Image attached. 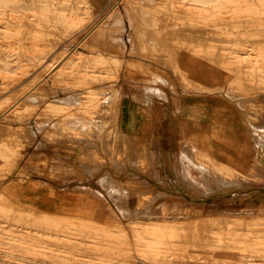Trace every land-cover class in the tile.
I'll use <instances>...</instances> for the list:
<instances>
[{"label": "rangeland", "instance_id": "1", "mask_svg": "<svg viewBox=\"0 0 264 264\" xmlns=\"http://www.w3.org/2000/svg\"><path fill=\"white\" fill-rule=\"evenodd\" d=\"M137 1L0 0V80L52 56L0 94V264H264V0L180 3L183 63L140 46Z\"/></svg>", "mask_w": 264, "mask_h": 264}, {"label": "bare ground", "instance_id": "2", "mask_svg": "<svg viewBox=\"0 0 264 264\" xmlns=\"http://www.w3.org/2000/svg\"><path fill=\"white\" fill-rule=\"evenodd\" d=\"M212 1L213 0H138L137 1L136 9L139 12V22H138V24L136 26V30H137V33H138L137 35H138V37L140 39V46L144 50H149L150 49L151 51H158V52H160L162 54L167 55L168 56V58L166 57L167 60H171L172 58H174L176 61H178V62L181 61L183 63V59L185 58L184 57L185 56L184 53H187V54L190 53L188 51L185 52L182 49V47H181L182 46V38L185 35L188 34V30H185L184 28L183 29H180V28H176V27L170 26L171 25L170 24V20L172 19V16H173L174 12L177 11L176 7H179L180 6V3H183V5L181 7L187 6L188 3H189L190 5H189V7L187 6V8H189L191 10L192 9L199 8L201 11L198 10L199 12H197V13H200L201 12V14H202L204 8L205 9H208L209 7H211L210 3ZM26 10H30V8L29 7H26ZM77 13L78 12H76V14ZM202 15H204V14H202ZM116 16L117 17H115V18L120 19L118 17L119 15H116ZM203 19H205V18H203ZM78 20L79 19H77V21ZM201 21L207 23L205 20H201ZM190 30H192V29H190ZM202 31H204V30L202 29ZM211 37H213V35ZM81 44L82 45H87V43L85 41H83ZM80 52L81 51H79L77 53L76 52H70V53L65 54L64 56L60 57V61L53 63V67H52V69H51L50 72H54V71L55 72H58V70H60V66H62V64H64V63H66L65 65L70 66L71 69H72L70 71L71 74L75 75L77 73L78 74L79 73H83L85 70L84 69H81V66H87V65L84 64V57H83L82 53H80ZM216 53H217V51H216ZM183 54H184V56H183ZM50 57H52V56L51 55L40 56V57H38L39 59H37V57H32V58L29 59V62H27L26 64L20 65V66L23 67V68H20L23 71L22 73H19L20 75H18V76H14L13 75L14 77H12V78L9 77V79H6V80H3L2 79V80H0V94H5V92L7 93V90L8 91H11V90L15 89L19 84H21L20 82L23 81L24 76L27 73L29 74V72L33 71L32 70L33 68H36L37 66L38 67H42L44 64L46 66L47 61L48 60H51ZM43 59H45V61ZM185 59H189V58H185ZM226 59H227V57H226ZM39 60L40 61L42 60L44 62L43 63H38ZM203 60H205V59H203ZM216 60H218V59H216ZM185 61L186 60H184V62ZM206 61L207 60H205V63H206ZM212 61H215V60L213 59ZM222 62H223V60H222ZM47 66H48V64H47ZM47 66L45 67V69L47 68ZM250 67H251V70L248 71L249 74L250 75H253V73L256 74V75H253L252 78H257V76H258V78L261 77V76L264 77V65L259 64L257 62L256 64H253ZM222 72H223V70H222ZM217 73H218V71H217ZM17 74H18V72H17ZM32 74H33V72H32ZM33 75H31V76H33ZM222 75L220 74L219 75L220 78H218V79H222L221 78V77H223ZM5 76H7V75H5ZM216 76H218V75H216ZM0 77H1V75H0ZM4 78H6V77H4ZM223 78H225V77H223ZM88 88H90V87H88ZM70 90H73V89H70ZM221 92L225 94V92H223V91H221ZM29 99L30 100L36 99V93L26 94L23 97L18 98L17 100L14 101V103L12 105H10L7 108L6 112H12V111H14L18 106L23 105L24 103L28 102ZM38 99L46 101L48 98L46 96H41V97H38ZM36 101L38 102V100H36ZM48 101H46V102H48ZM69 102H70V100L68 101V99H61L59 101L60 104H64L66 106H68ZM0 131H2V132L4 131V129L1 126H0ZM16 134H17V132L14 131V130H12V129H8V131L6 132V135H12L13 136V135H16ZM186 175H188V174H186ZM190 180L191 179H189L188 181H190ZM9 183H10L9 180H6L3 184L7 186V185H9ZM0 184H2V183H0ZM115 187L116 186H114L113 189H115ZM174 203H175V205H173V211L174 212H177L180 209L179 208L180 205L178 206L176 204H180V201L177 200ZM83 204H84V202H83ZM85 205L88 206L87 204H84V206ZM180 207L182 208V206H180ZM80 208H82V207L80 206ZM83 209H85V208H83ZM86 209H87V211L89 209V211H91V213L95 216L96 219L97 218H99V219L100 218H103V216H101V214L96 211V208L93 205H90L89 208H86ZM85 210H83V211H85ZM77 226H79V225H77ZM154 226L155 227H153V228H156V230L158 232L161 231V232L169 233L170 231H173V229H174V225L172 223L155 224ZM43 227L45 229H47L48 231L54 232L55 234L52 235V237H54V238H61L62 236L66 237L65 234H67L66 233L67 231L68 232H72L73 234H79V235H82V231H84V229H82L81 227L78 228V227H74V226H68L67 229L66 230L64 229V231H63L62 230V226L60 227L58 224L53 225V223L44 224ZM109 228L110 229H108L107 231L105 230L107 243L112 242V243H115V245H116V243H119L120 244L121 237H124V236H127L128 235V232L125 229V226H122V224L120 222L114 223ZM69 229L72 230V231H70ZM132 229H135V227H133ZM98 234H100V233H98ZM101 235L103 237L104 236V232H102ZM256 236L257 237H261V236H264V234L263 235H259L258 234ZM93 237H95V236H93ZM78 247H82V244L79 245ZM262 247H264V245H262ZM113 249L120 250V249H122V245L121 246H119V245L117 246L116 245L115 247H113ZM220 252H221V250H220ZM8 262H9V260H8ZM44 264H46V263H44ZM55 264H61V262L58 261V262H55Z\"/></svg>", "mask_w": 264, "mask_h": 264}]
</instances>
